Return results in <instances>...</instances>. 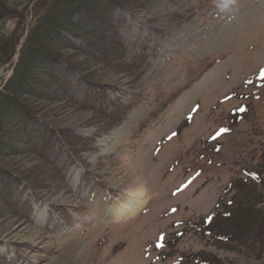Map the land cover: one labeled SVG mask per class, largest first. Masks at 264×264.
Returning a JSON list of instances; mask_svg holds the SVG:
<instances>
[{"label": "rangeland", "instance_id": "1", "mask_svg": "<svg viewBox=\"0 0 264 264\" xmlns=\"http://www.w3.org/2000/svg\"><path fill=\"white\" fill-rule=\"evenodd\" d=\"M4 1L10 11L0 17V63L23 13H30L28 28L35 2ZM114 20L127 60L145 59L144 74L134 87L109 72L93 76L115 80L105 107L128 105L126 117L106 130L91 110L59 99L29 101L38 111L35 135L57 129L48 151L65 184L16 188L30 220L0 214V264H196L205 253L203 264H264L258 212L232 206L205 228L229 184L240 179L242 192L249 191L252 173L264 168V0H147L118 8ZM29 54L33 77L18 84L30 93L44 84L36 74L42 49ZM18 55L0 64V79L12 75ZM69 78L82 97L87 85L80 74ZM1 124L0 150L14 143ZM60 129L82 142L72 148ZM3 152L0 165L38 168L32 156ZM137 189L144 191L141 207L116 219V208L140 200ZM219 236L241 237L257 259L242 245L232 252L214 243Z\"/></svg>", "mask_w": 264, "mask_h": 264}, {"label": "trees", "instance_id": "2", "mask_svg": "<svg viewBox=\"0 0 264 264\" xmlns=\"http://www.w3.org/2000/svg\"><path fill=\"white\" fill-rule=\"evenodd\" d=\"M146 2L147 0H71L70 2L67 0H35L32 20L28 28L30 13L22 14L20 24L17 25L15 32L10 37L11 47L7 48L8 50L2 56L0 63L1 65L9 63L19 52L15 59L12 75L0 79L2 86L0 90V123L4 128L2 133L4 137L10 135L14 140L13 144H3L0 151H4L3 155L12 158L20 157L22 159L23 156H32L36 160L33 164H37L38 168L36 171H32L30 168L21 170L14 163H12L13 165H0L1 215L4 213L6 216H14L25 221L30 220V211L25 209L27 205L22 204L20 207V200L15 196L16 188L22 184L34 191L50 188L58 182L62 185L65 184L62 168L51 158L50 151H48L50 140L57 129L53 127L51 134L47 137L45 135L43 139L41 136H36L35 131L39 128L36 129L34 126L39 121L38 111L29 104V101L41 99L44 102L48 101L41 105H49L52 102L51 99H59L66 104L70 103L79 108L91 110L96 114L98 121L103 123L106 130L114 128L126 117L128 105L121 103L117 105L113 102L111 109L108 106L105 107L104 97H106L107 90L113 87L115 80L95 77L93 71L102 75L104 72L106 74L109 72L128 78L131 87H134L135 83L141 79L144 74L142 66L145 59H136L134 62L127 60V49L122 40L119 26L115 23L114 14L120 7H139L145 5ZM60 5L68 10L60 11L58 8ZM8 11L10 8L6 1L0 0V17ZM26 31L24 44L18 51V45ZM35 48L42 49L40 56L42 68L36 74L42 79L44 90L29 88V93L26 85L23 87L24 84L19 85L18 83L27 79V75L33 77L32 73H29L31 71H28L31 65H26V61L29 60V53ZM74 57L80 61L78 62ZM71 72H78L80 80L87 85L86 92L80 98H77L73 91L72 81L69 78ZM44 96L48 99H43ZM60 130L62 133L60 136L72 148L78 142H82L79 136L65 135L64 130ZM250 179H244V183H248ZM252 180H254L252 189L244 192L242 191L245 184L241 186L240 179L229 184L225 197L222 199L223 204L218 209L220 212L214 214L205 228H208L215 218L226 213L232 206L235 212L238 208H250L263 217L256 240L264 244V168L256 169L252 173ZM234 188L240 189L239 195L237 192H233ZM249 223L247 227H250L254 220L250 219ZM227 234L229 235V232ZM240 238L226 237L224 240L223 236H219L216 238L217 240L214 238L213 241L222 243L226 250L232 252L242 250L241 247L252 251L251 244ZM240 245L242 246L240 247ZM252 253H254L252 256L257 259V251H252ZM205 254L198 258L196 264L204 263V259L209 257ZM211 258L214 257L211 256ZM214 260L217 259L214 258ZM211 262L216 264V262ZM211 262L209 263L212 264ZM261 262L263 263L264 259Z\"/></svg>", "mask_w": 264, "mask_h": 264}, {"label": "bare ground", "instance_id": "3", "mask_svg": "<svg viewBox=\"0 0 264 264\" xmlns=\"http://www.w3.org/2000/svg\"><path fill=\"white\" fill-rule=\"evenodd\" d=\"M135 197L140 199L139 201L132 202V199H130L126 204H123L121 207L116 208L114 213V217L116 219H120L122 217H127L128 215L135 214L138 209L141 207L142 200L141 198L144 196V191L142 189H137L134 192Z\"/></svg>", "mask_w": 264, "mask_h": 264}]
</instances>
